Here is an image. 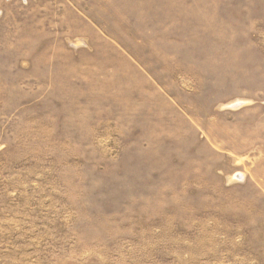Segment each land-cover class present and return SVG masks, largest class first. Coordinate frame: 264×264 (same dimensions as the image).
<instances>
[{"label":"rangeland","instance_id":"rangeland-1","mask_svg":"<svg viewBox=\"0 0 264 264\" xmlns=\"http://www.w3.org/2000/svg\"><path fill=\"white\" fill-rule=\"evenodd\" d=\"M0 264H264V0H0Z\"/></svg>","mask_w":264,"mask_h":264}]
</instances>
